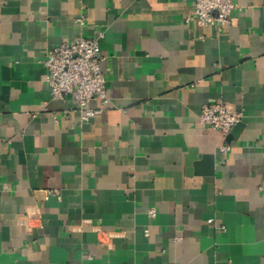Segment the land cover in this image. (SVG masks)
I'll return each instance as SVG.
<instances>
[{
  "label": "crops",
  "instance_id": "obj_1",
  "mask_svg": "<svg viewBox=\"0 0 264 264\" xmlns=\"http://www.w3.org/2000/svg\"><path fill=\"white\" fill-rule=\"evenodd\" d=\"M236 4L219 31L193 0H0V264H264V0ZM81 36L88 121L44 63ZM213 102L243 113L226 138Z\"/></svg>",
  "mask_w": 264,
  "mask_h": 264
},
{
  "label": "built area",
  "instance_id": "obj_2",
  "mask_svg": "<svg viewBox=\"0 0 264 264\" xmlns=\"http://www.w3.org/2000/svg\"><path fill=\"white\" fill-rule=\"evenodd\" d=\"M236 9V0H193V11L184 21L199 27L214 25L222 31L233 23ZM102 61L99 39L86 36L63 41L49 49L44 58L48 69L46 81L51 87L52 98L58 100L72 96L84 121L101 111L90 107L92 100L99 99L102 105L109 102ZM242 118L241 110L232 109L222 102L205 104L199 114L202 123L225 138ZM230 149V144L221 146L224 152Z\"/></svg>",
  "mask_w": 264,
  "mask_h": 264
},
{
  "label": "water",
  "instance_id": "obj_3",
  "mask_svg": "<svg viewBox=\"0 0 264 264\" xmlns=\"http://www.w3.org/2000/svg\"><path fill=\"white\" fill-rule=\"evenodd\" d=\"M239 124H240V123H239ZM239 124H237V125H236V127H235V128H233V131H232L233 133H234V132H236V130H237V128H238V126H239Z\"/></svg>",
  "mask_w": 264,
  "mask_h": 264
}]
</instances>
